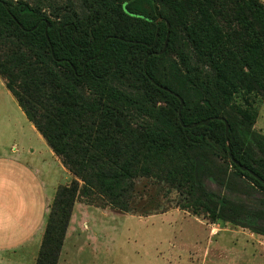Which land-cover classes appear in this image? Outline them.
Listing matches in <instances>:
<instances>
[{
	"label": "trees",
	"instance_id": "trees-1",
	"mask_svg": "<svg viewBox=\"0 0 264 264\" xmlns=\"http://www.w3.org/2000/svg\"><path fill=\"white\" fill-rule=\"evenodd\" d=\"M82 2L86 16L71 9L51 18L24 0H0V46L9 49L0 76L54 153L125 212L126 182L151 175L144 161L166 159L159 172L177 186L183 178L212 221L264 235L244 223L251 208L264 222V183L250 173L264 180V135L252 104L234 103L241 92L264 95V3ZM130 80L140 84L125 91ZM156 84L183 98L180 116V100ZM206 178L242 198L210 191ZM78 197L76 180L58 187L35 264L59 263Z\"/></svg>",
	"mask_w": 264,
	"mask_h": 264
},
{
	"label": "rangeland",
	"instance_id": "rangeland-1",
	"mask_svg": "<svg viewBox=\"0 0 264 264\" xmlns=\"http://www.w3.org/2000/svg\"><path fill=\"white\" fill-rule=\"evenodd\" d=\"M24 1L39 6L51 18L71 9L80 16L87 15L82 0ZM7 50V47L0 46V58H3ZM19 55L26 61L30 60L26 53ZM207 70L204 68V71ZM136 84L140 83L130 80L121 87L125 91H133V85ZM8 97H11L8 90L0 85L2 112L11 111L9 107H13ZM246 102L251 103L258 114L256 131L264 135V95L241 92L235 96L236 105L246 107ZM26 123L22 122L21 127L31 145L38 148L39 142L31 130L32 124L29 121ZM3 132L7 133L6 124L0 120V134ZM58 158L71 175V180L65 185L71 184L73 180L78 182V203L81 204L75 212L79 219L77 230H71L66 239L61 264H264V235L229 222L212 221L202 208L192 202L187 187L183 186V178L177 186L166 178V173L159 172L166 159L144 161V166H152L151 175L126 182L120 198L129 211L125 212L114 207L99 189L91 188L94 181H91L90 186L85 185ZM183 161H176L175 164L185 168L186 160ZM75 169L79 171V166H75ZM58 177L60 184H64V174L60 172ZM204 183L206 188L220 196L236 200L242 198L219 186L212 178H206ZM260 199L262 195L259 193L253 198H246L250 204L259 203L257 201ZM253 210H248L244 223L264 229V222L253 217L254 214L259 215ZM41 242V237H38V242L33 241L21 252L25 260L21 264H34Z\"/></svg>",
	"mask_w": 264,
	"mask_h": 264
},
{
	"label": "crops",
	"instance_id": "crops-1",
	"mask_svg": "<svg viewBox=\"0 0 264 264\" xmlns=\"http://www.w3.org/2000/svg\"><path fill=\"white\" fill-rule=\"evenodd\" d=\"M0 85L7 89L1 76ZM8 93L11 97L7 99L13 107L8 106L11 111H0V114L5 113L0 115V120L5 122L7 130V133L0 134V264H21L25 262L21 252L33 241L38 242V237L42 241L56 191L60 185L71 180V175L28 119L17 99L9 90ZM27 121L32 124L31 130L39 142L38 148L31 145L21 127L22 122L27 124ZM60 172L64 174V184H60ZM79 205L77 201L65 242L70 231L77 230L79 219L75 212Z\"/></svg>",
	"mask_w": 264,
	"mask_h": 264
},
{
	"label": "water",
	"instance_id": "water-1",
	"mask_svg": "<svg viewBox=\"0 0 264 264\" xmlns=\"http://www.w3.org/2000/svg\"><path fill=\"white\" fill-rule=\"evenodd\" d=\"M48 27H50V24H48ZM170 30V29H169ZM169 34H168V36H167V39H166V43H165V47H164V50L161 52V54H163L165 51H166V49H167V45H168V40H169ZM158 87H160V88H162V89H164L165 91H167V92H170L172 95H175L179 100H180V109H179V116L181 115V111H182V109H183V107H184V100H183V98L180 96V95H178V94H175L174 92H172L171 90H169L168 88H165V87H162V86H160L159 84H156ZM204 124H207L208 123V121H204L203 122ZM181 124L185 127V128H192L193 126H189V125H185L182 121H181ZM200 123H198L197 125H199ZM228 131H229V125H228V123L226 122V133H228ZM239 165V164H238ZM243 170H245V171H247L248 169L246 168V167H243ZM250 173H251V175H253L254 177H256L259 181H261L262 183H264V180L260 177V176H258L257 174H255L253 171H250Z\"/></svg>",
	"mask_w": 264,
	"mask_h": 264
}]
</instances>
